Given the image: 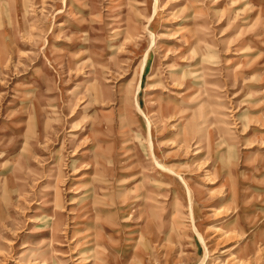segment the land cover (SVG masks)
<instances>
[{"label":"rangeland","instance_id":"obj_1","mask_svg":"<svg viewBox=\"0 0 264 264\" xmlns=\"http://www.w3.org/2000/svg\"><path fill=\"white\" fill-rule=\"evenodd\" d=\"M0 264H264V0H0Z\"/></svg>","mask_w":264,"mask_h":264},{"label":"bare ground","instance_id":"obj_2","mask_svg":"<svg viewBox=\"0 0 264 264\" xmlns=\"http://www.w3.org/2000/svg\"><path fill=\"white\" fill-rule=\"evenodd\" d=\"M161 166V165H160ZM164 168V167H163Z\"/></svg>","mask_w":264,"mask_h":264}]
</instances>
